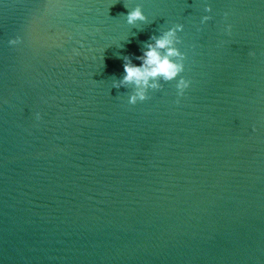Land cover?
<instances>
[{
	"label": "clouds",
	"instance_id": "clouds-1",
	"mask_svg": "<svg viewBox=\"0 0 264 264\" xmlns=\"http://www.w3.org/2000/svg\"><path fill=\"white\" fill-rule=\"evenodd\" d=\"M205 11L211 12V6H207ZM209 19H211L210 16H204L202 23ZM146 20L147 17L140 6L131 9L126 15V21L129 25L134 26L137 22H145ZM227 30L231 31V25L227 26ZM181 31H183V25L176 24L164 31L162 35H153L151 37L153 42L147 43L142 49V55L135 57L141 61L140 66L132 63L131 56L122 57L124 75L122 79L113 82V87L119 89L126 85L134 86V92L128 97L129 104L135 105L137 102L148 100L150 98L149 90H160L163 83L176 80L175 87L178 96H183L190 87L191 81L181 75L185 70L186 54L176 46L181 43L177 35ZM19 42L17 38L10 40L9 44L16 45ZM250 54L254 55V53ZM178 77L179 79H177Z\"/></svg>",
	"mask_w": 264,
	"mask_h": 264
}]
</instances>
